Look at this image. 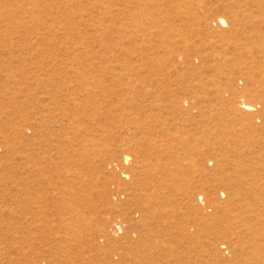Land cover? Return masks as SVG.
Segmentation results:
<instances>
[{
  "label": "rangeland",
  "instance_id": "rangeland-1",
  "mask_svg": "<svg viewBox=\"0 0 264 264\" xmlns=\"http://www.w3.org/2000/svg\"><path fill=\"white\" fill-rule=\"evenodd\" d=\"M0 264H264V0H0Z\"/></svg>",
  "mask_w": 264,
  "mask_h": 264
},
{
  "label": "bare ground",
  "instance_id": "bare-ground-1",
  "mask_svg": "<svg viewBox=\"0 0 264 264\" xmlns=\"http://www.w3.org/2000/svg\"><path fill=\"white\" fill-rule=\"evenodd\" d=\"M220 24H225V21L223 20V19H220ZM247 36H249V34L247 35ZM253 42V41H252ZM245 103V102H244ZM248 104V103H247ZM242 107L243 108H245V109H249V108H253V107H251L250 105H246V104H243L242 105ZM125 160V159H124Z\"/></svg>",
  "mask_w": 264,
  "mask_h": 264
}]
</instances>
